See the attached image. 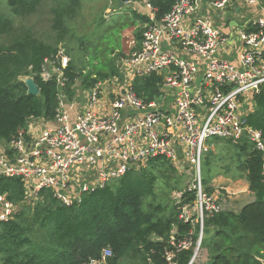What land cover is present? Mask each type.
<instances>
[{
  "label": "built area",
  "instance_id": "obj_1",
  "mask_svg": "<svg viewBox=\"0 0 264 264\" xmlns=\"http://www.w3.org/2000/svg\"><path fill=\"white\" fill-rule=\"evenodd\" d=\"M136 1L147 10L146 23L140 48L117 64L122 76L84 88L77 100L67 88L74 92L80 85H69L63 71L68 59L60 47L61 67L46 61L42 71L43 79L57 81L56 118L31 119L10 143L0 141V177L20 178L31 202L47 190L73 206L84 195L164 159L181 173H191L187 189L195 194L194 204L183 205L179 214L193 229L178 241L173 227L168 264H177V254L191 249L189 264H203L208 261L202 248L205 221L228 210L225 191L210 193L204 183L210 142L237 144L247 137L262 154L264 179L263 133L246 125L254 96L264 85V0H174L160 19L150 0L131 3ZM236 4L257 7L258 14L226 31L221 13ZM152 74L163 82L161 97L148 104L137 97L134 83ZM181 200L182 194L175 202ZM17 211L0 195V223ZM112 255L108 247L91 264H107Z\"/></svg>",
  "mask_w": 264,
  "mask_h": 264
},
{
  "label": "trees",
  "instance_id": "obj_2",
  "mask_svg": "<svg viewBox=\"0 0 264 264\" xmlns=\"http://www.w3.org/2000/svg\"><path fill=\"white\" fill-rule=\"evenodd\" d=\"M150 1L158 19L168 14L174 5V0ZM42 2L8 0L13 18L0 12V141L3 143H10L19 131L27 128L31 119L53 121L57 115V81L43 79L42 71L46 61L61 67L57 59L58 45L37 38L31 29L14 32L17 19L36 14ZM78 5L79 2L73 0L53 8V29L66 27V18ZM135 15L146 23L145 16ZM136 39V48H140L142 30L138 31ZM114 61L111 58L101 62L88 73L68 61L63 71L70 86L82 80V86L89 89L119 74ZM25 77L34 78L40 89L39 96L28 95ZM162 82L163 77L158 74L139 78L134 83L135 93L145 103L154 102L161 97ZM67 92L74 95L70 87ZM246 125L262 131L264 138V85L254 96ZM213 142H223L236 150L238 178L248 181L254 201L239 212L226 210L206 219L202 248L208 261L203 264H263L262 154L247 137L237 144L219 139L210 144ZM207 153L203 171L205 169L208 176L213 153ZM183 176L184 173L168 161L155 159L143 171L130 172L86 194L73 206L64 205L47 190L41 191L31 204L20 178L1 176L0 195H6L18 211L10 221L0 223V264H91L100 261L108 247L113 255L107 259V264H168L166 253L172 250L169 241L173 227L178 229V241L188 238L193 229L179 218L180 207L192 206L195 201L193 192L181 189ZM203 178L207 191L213 192L210 186L213 178L204 175ZM159 181L163 184L160 187L157 186ZM174 189L182 192L180 204L175 201L171 204L169 191ZM193 254L192 249L181 251L177 254V264H189Z\"/></svg>",
  "mask_w": 264,
  "mask_h": 264
},
{
  "label": "rangeland",
  "instance_id": "obj_3",
  "mask_svg": "<svg viewBox=\"0 0 264 264\" xmlns=\"http://www.w3.org/2000/svg\"><path fill=\"white\" fill-rule=\"evenodd\" d=\"M71 1L73 0H43L36 14L24 19L14 17L15 20L17 19L14 32L19 33L24 28L31 29L37 38L55 46L58 45V48L62 47L68 61H72L77 65L78 70L85 73L111 58L115 60L116 65L122 59L130 57L138 49L136 48L138 43L136 35L140 30L144 32L145 22L136 17L135 13L143 17L147 15V10L140 1L120 6L118 0H77L79 5L76 6L74 13L66 18V27L54 30L52 27L54 19L52 9L62 3L69 4ZM0 12L13 18L8 0H0ZM213 18L216 19L217 17L214 15ZM121 76L122 73L119 69L117 76L109 78ZM77 84L80 86H77L73 93L78 100L82 98L84 87L82 80H78ZM217 144V142H213L212 149L209 150L213 153L210 155V172L208 171L209 168H206L209 172L208 176L205 169L203 175L213 178L210 183L213 190L225 191V188L227 189L225 184L228 181L237 182L244 178H238L239 160L236 150L223 142ZM208 155L209 153H206L205 158ZM181 181V189L190 186L191 173H184ZM162 185V181H159L157 186ZM230 193L232 194L233 191L230 190ZM181 194L175 189L169 191L171 204L179 200ZM226 196L229 195L226 194ZM230 196L231 198L226 201V205H228L226 209L228 208L229 211L239 212L241 207L250 201L249 198H240L242 199L240 200L236 199V195ZM29 202L32 204L31 201Z\"/></svg>",
  "mask_w": 264,
  "mask_h": 264
},
{
  "label": "crops",
  "instance_id": "obj_4",
  "mask_svg": "<svg viewBox=\"0 0 264 264\" xmlns=\"http://www.w3.org/2000/svg\"><path fill=\"white\" fill-rule=\"evenodd\" d=\"M257 14H258L257 7H243L242 4H236V6H234L231 10H228L226 14L223 15V13H221L222 17L224 18L222 23H225L226 31H229L230 28L232 27H237L245 21L254 19L257 16ZM222 23L221 21H217V25H221ZM225 185H226L225 187H227V189L225 188L226 194L229 195L228 199L231 198L230 195H236V199L249 198L250 199L249 202L254 201V196L249 190V184L246 179H241V181H237V182L228 181ZM230 190L233 191L232 194L230 193ZM244 206H242L241 209Z\"/></svg>",
  "mask_w": 264,
  "mask_h": 264
},
{
  "label": "water",
  "instance_id": "obj_5",
  "mask_svg": "<svg viewBox=\"0 0 264 264\" xmlns=\"http://www.w3.org/2000/svg\"><path fill=\"white\" fill-rule=\"evenodd\" d=\"M118 1H119L120 6H124L125 4L132 2V0H118ZM23 80H24V82L28 88V95H33V96H39L40 95L39 86L36 84L34 78L25 77ZM244 120L245 119H243V121ZM178 154H179V157L182 159L183 154H182L181 150H179ZM263 264H264V261H263Z\"/></svg>",
  "mask_w": 264,
  "mask_h": 264
}]
</instances>
